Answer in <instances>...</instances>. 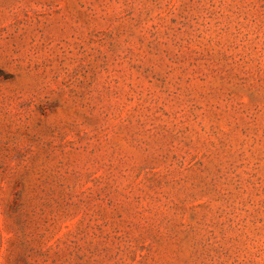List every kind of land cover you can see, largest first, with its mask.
I'll return each mask as SVG.
<instances>
[{
  "label": "rangeland",
  "instance_id": "374dc122",
  "mask_svg": "<svg viewBox=\"0 0 264 264\" xmlns=\"http://www.w3.org/2000/svg\"><path fill=\"white\" fill-rule=\"evenodd\" d=\"M0 264H264V0H0Z\"/></svg>",
  "mask_w": 264,
  "mask_h": 264
}]
</instances>
